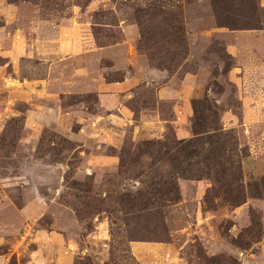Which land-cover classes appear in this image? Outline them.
<instances>
[{
	"label": "rangeland",
	"instance_id": "1",
	"mask_svg": "<svg viewBox=\"0 0 264 264\" xmlns=\"http://www.w3.org/2000/svg\"><path fill=\"white\" fill-rule=\"evenodd\" d=\"M195 133L227 151L189 180L169 158ZM238 164L264 178V0H0V264H60L50 231L73 264H264Z\"/></svg>",
	"mask_w": 264,
	"mask_h": 264
},
{
	"label": "trees",
	"instance_id": "2",
	"mask_svg": "<svg viewBox=\"0 0 264 264\" xmlns=\"http://www.w3.org/2000/svg\"><path fill=\"white\" fill-rule=\"evenodd\" d=\"M193 111L196 115L198 113V109L195 105H193ZM196 119V117H194ZM200 122V119L195 121V124L198 125ZM216 129V128H215ZM217 130V129H216ZM215 138V139H214ZM208 139V140H205ZM176 147L174 146V152L176 156L174 158L170 157L169 159L173 161V168H176L174 171H178L181 173V177H185L189 180H200L202 177L208 176V174L211 172L213 167L217 165V163H220V160L224 158L225 153L227 151V141H221L219 135H215L213 137H207V138H200L198 136V133H195L194 138L189 139L188 141H177ZM205 144L209 145V148H205ZM182 157L183 159L180 160L179 157ZM175 158L178 160V163L175 162ZM228 162V161H227ZM177 164V166H174ZM230 165L232 163L230 162ZM221 173L226 174L229 170L223 166V163L219 166ZM218 169V168H217ZM238 180H239V188L237 191H239L238 197H240L241 194L247 195L246 201L244 200L243 196L242 198H238L237 196H232L230 193L231 185L226 184L225 187L227 188L226 193L230 195L231 199L233 201H236L235 204H245L248 199L252 200H261L264 201V178L262 180L256 181V183L252 185H247L243 183L242 180V173L241 169L239 168L238 164ZM173 181V180H172ZM172 188H176L173 183H171ZM174 185V186H173ZM250 186V187H249ZM249 187V188H248ZM177 190V188L175 189ZM145 196L133 197L130 198L129 196L126 198L128 200V203L126 204L131 206V209L136 208L137 206L145 207L146 204L142 205L141 203L144 202ZM179 196L176 198H171L173 201L178 200ZM125 200V201H126ZM140 200V202H139Z\"/></svg>",
	"mask_w": 264,
	"mask_h": 264
},
{
	"label": "crops",
	"instance_id": "3",
	"mask_svg": "<svg viewBox=\"0 0 264 264\" xmlns=\"http://www.w3.org/2000/svg\"><path fill=\"white\" fill-rule=\"evenodd\" d=\"M123 91L129 90V88L124 84ZM127 88V89H126ZM184 138V137H182ZM251 201H257V200H251ZM258 202L263 203L264 201L259 200ZM98 225H101L98 223ZM97 225V226H98ZM98 229V227H96ZM54 232L50 231L45 236L40 234V238L43 239V242H48V244H51L52 247L57 249V255H58V263L60 264H73L74 262V251H69V248H73V246H69L68 243L64 241V235L55 234ZM33 237L37 239V234H35ZM64 238V239H63ZM98 239V238H97ZM106 239L103 238L101 242L103 244ZM100 241V240H99ZM264 242V238L262 239ZM260 244V243H259ZM171 248L168 247L165 244H144V243H133L131 245V252L136 261H138L139 264H164L169 261V258L173 256ZM33 254V258L31 259L30 264H48L50 262L51 256L50 254L46 255V253L39 251L31 253ZM41 255V256H39ZM177 261H183L181 258H177ZM170 261H174L173 259H170Z\"/></svg>",
	"mask_w": 264,
	"mask_h": 264
}]
</instances>
